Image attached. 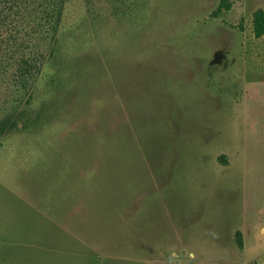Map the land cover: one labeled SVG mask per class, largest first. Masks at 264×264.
Segmentation results:
<instances>
[{"label":"rangeland","instance_id":"1","mask_svg":"<svg viewBox=\"0 0 264 264\" xmlns=\"http://www.w3.org/2000/svg\"><path fill=\"white\" fill-rule=\"evenodd\" d=\"M220 1L0 0V264H264V0Z\"/></svg>","mask_w":264,"mask_h":264},{"label":"trees","instance_id":"2","mask_svg":"<svg viewBox=\"0 0 264 264\" xmlns=\"http://www.w3.org/2000/svg\"><path fill=\"white\" fill-rule=\"evenodd\" d=\"M67 0H39V5L37 8V18L35 21L37 31L42 35L44 41L50 40L53 36V33L58 28L59 23L62 21L63 11ZM230 3L227 0H221L217 10L213 13V16L216 17L218 12L229 8ZM28 24V23H27ZM29 25V24H28ZM35 26H32L35 28ZM252 33L255 39H260L264 37V11L261 9L253 12L252 15ZM24 67L18 73L17 79L22 80V86L29 83L28 79H32L37 75L38 71L36 68V63L34 61L24 62ZM10 116V115H9ZM16 123L12 119H5L0 122V134L6 131L15 129ZM238 247L241 248L240 238H237Z\"/></svg>","mask_w":264,"mask_h":264}]
</instances>
